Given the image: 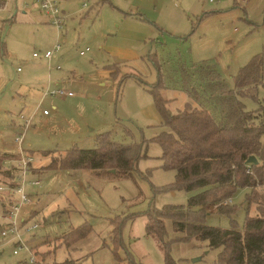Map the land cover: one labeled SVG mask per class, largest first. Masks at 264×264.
<instances>
[{"label":"rangeland","instance_id":"1","mask_svg":"<svg viewBox=\"0 0 264 264\" xmlns=\"http://www.w3.org/2000/svg\"><path fill=\"white\" fill-rule=\"evenodd\" d=\"M24 1L29 0L16 6L10 0L0 9V149L9 150L2 145L3 138L12 142L14 137L11 122L35 107L22 144L37 172L30 177L41 180L26 186L32 197H39L37 214L31 216L40 225L29 243L46 253V264L66 258L78 264H165L160 242L145 231V211L187 205L201 189L164 188L176 172L164 168L162 146L154 140L167 127L150 85L161 78V96L171 98L173 110L183 108L187 101L195 103L180 86L183 66L215 63L221 78L233 86L234 76L257 56L263 62L261 82L254 95L240 98L264 119V0H56L63 17L59 28L36 3L24 6ZM130 9L136 16L128 14ZM57 42L60 50L50 60L33 56ZM46 87L62 88L64 94L42 97ZM104 133L120 143L141 144L136 170L51 167L54 157L71 148H91ZM250 190L239 187L231 202L225 200L234 207L232 213L210 207L205 222L230 227L235 221L242 230ZM258 192L263 194L264 187ZM3 209L0 203V227ZM248 212L257 213L256 203ZM117 215L123 220L122 244L114 249L110 231ZM83 224L90 229L81 239L70 244L66 237L57 239ZM165 228L177 264H220L219 250L206 239H179L184 234L168 218ZM12 250L0 236V264H19L27 255L24 249Z\"/></svg>","mask_w":264,"mask_h":264},{"label":"trees","instance_id":"2","mask_svg":"<svg viewBox=\"0 0 264 264\" xmlns=\"http://www.w3.org/2000/svg\"><path fill=\"white\" fill-rule=\"evenodd\" d=\"M262 63L261 58L253 57L234 76L233 86L221 78L215 63L183 66L180 86L195 103L187 101L183 108L175 110L170 107L171 98H163L159 92L165 86L161 78L150 85L162 125L167 127L154 140L162 146L164 168H173L176 172L175 180L164 188L201 189L188 198L187 205L150 207L145 211V231L160 242L165 264H177L169 253L165 218L171 219L175 230L184 234L179 239H206L210 248H217L220 264H264V193L258 192L264 187V119L261 112L245 108L240 98L246 94L254 95V88L261 82ZM10 155L12 152L0 154V176L11 175L10 171L2 168L1 162ZM250 155H255L258 162H249ZM140 156L141 144L120 143L109 133H104L97 145L71 148L50 160V164L52 168L60 169L105 170L110 167L130 174L137 169ZM248 186L251 190L245 198L247 217L242 230L238 229L235 221L230 227H217L205 222L204 216L210 207H215V211L220 213H232L234 207L225 200L237 188ZM252 203L257 205L254 215L248 212ZM34 212L32 214H37ZM112 222L110 233L116 249L122 244L120 229L123 220L117 215ZM89 229L83 224L57 239L66 237L70 244L85 236ZM36 246L38 244H31L32 250L46 262V253ZM53 263L78 264V261L66 258Z\"/></svg>","mask_w":264,"mask_h":264},{"label":"built area","instance_id":"3","mask_svg":"<svg viewBox=\"0 0 264 264\" xmlns=\"http://www.w3.org/2000/svg\"><path fill=\"white\" fill-rule=\"evenodd\" d=\"M32 3H36L42 11L48 14L50 21L57 27H61L63 24V17L61 10L57 5L56 0H30ZM209 2L215 0H208ZM0 0V5H1ZM61 43H55L51 49H44L43 52L34 51L33 55L38 57H46L50 60L57 51L60 50ZM88 47L79 50L81 55H84L88 51ZM59 68V65L56 66ZM17 69H20L17 67ZM47 94H64V90L54 89L46 87L43 91L42 97ZM38 102V106L41 105L43 99ZM47 110L43 109L45 114ZM33 113L26 116L22 112L19 113L21 121L17 123V129L14 131L13 144L14 151L12 155L2 159V168L10 171L11 175L2 177L0 180V203L2 204L3 213L1 218L3 220L0 227V236L4 243H10L13 245V254H18L20 249L26 251V256L21 259L19 264H45L31 248L29 243V236L32 234L34 228L40 225L37 220H33L31 213L39 206V197H32L30 192L26 190L27 185H40V178H31L30 173L32 170V155L30 151L26 150L22 144L24 141V135L26 128L30 125ZM226 201L231 202L230 198Z\"/></svg>","mask_w":264,"mask_h":264},{"label":"crops","instance_id":"4","mask_svg":"<svg viewBox=\"0 0 264 264\" xmlns=\"http://www.w3.org/2000/svg\"><path fill=\"white\" fill-rule=\"evenodd\" d=\"M8 1H10V0H1V5H0V9L1 8H5V5L7 4V2ZM99 1H101V0H99ZM18 2H19V0H14V3H15V5L16 6H18ZM102 2V1H101ZM29 3H32L30 0L27 2H25L24 1V6H28V4ZM40 12H44V11H42L41 9H40ZM45 13V12H44ZM46 14V13H45ZM129 15H131V16H136L135 14V11L133 10V9H130V13H128ZM47 15V14H46ZM48 16V15H47ZM89 50V49H88ZM1 53L4 51L2 48H1ZM34 56V55H33ZM36 57V56H35ZM17 67H19V66H17ZM16 67V68H17ZM20 70V69H19ZM35 110V107L34 108H32L31 109V112H30V114L29 115H31V113H33V111ZM33 116H34V114H33ZM14 122L15 121H12L11 122V128H12V135L14 134V131H15V129H13V127H14ZM12 140V142L10 141L9 142V140L6 138H3V145L2 146H9L7 149H9V150H4V148L3 149H0V150H4V151H1V152H13L14 151V144H13V139H11ZM1 152H0V154H1ZM33 168H34V165H33V167H32V170H31V173H30V176H34V174H37V172L36 171H34L33 170ZM2 179V177L0 176V180Z\"/></svg>","mask_w":264,"mask_h":264},{"label":"water","instance_id":"5","mask_svg":"<svg viewBox=\"0 0 264 264\" xmlns=\"http://www.w3.org/2000/svg\"><path fill=\"white\" fill-rule=\"evenodd\" d=\"M248 161H249V162H253V163H257V162H258V159L256 158L255 155H250V156L248 157ZM112 170H113V168H112ZM197 259H199V257H198V258H194V260H197Z\"/></svg>","mask_w":264,"mask_h":264}]
</instances>
